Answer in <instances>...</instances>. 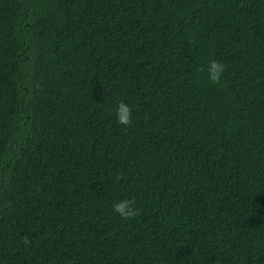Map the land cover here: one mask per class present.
I'll list each match as a JSON object with an SVG mask.
<instances>
[{"label": "trees", "instance_id": "trees-1", "mask_svg": "<svg viewBox=\"0 0 264 264\" xmlns=\"http://www.w3.org/2000/svg\"><path fill=\"white\" fill-rule=\"evenodd\" d=\"M0 264H264V0H0Z\"/></svg>", "mask_w": 264, "mask_h": 264}, {"label": "clouds", "instance_id": "clouds-1", "mask_svg": "<svg viewBox=\"0 0 264 264\" xmlns=\"http://www.w3.org/2000/svg\"><path fill=\"white\" fill-rule=\"evenodd\" d=\"M226 66L222 62H218L216 60H212L209 62L207 66V77L210 83L219 85L223 87V83L221 81V76L223 75ZM131 112L132 108L121 101L116 105V121L118 124L122 126H129L132 122L131 120ZM135 201L133 199H123L113 204V211L122 219L130 220L135 218L140 214V210L135 206ZM27 243V241H25Z\"/></svg>", "mask_w": 264, "mask_h": 264}]
</instances>
